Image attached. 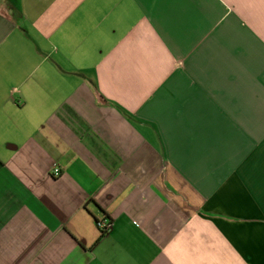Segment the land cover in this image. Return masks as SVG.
I'll use <instances>...</instances> for the list:
<instances>
[{
	"label": "crops",
	"instance_id": "obj_1",
	"mask_svg": "<svg viewBox=\"0 0 264 264\" xmlns=\"http://www.w3.org/2000/svg\"><path fill=\"white\" fill-rule=\"evenodd\" d=\"M0 264H264V0H0Z\"/></svg>",
	"mask_w": 264,
	"mask_h": 264
},
{
	"label": "built area",
	"instance_id": "obj_2",
	"mask_svg": "<svg viewBox=\"0 0 264 264\" xmlns=\"http://www.w3.org/2000/svg\"><path fill=\"white\" fill-rule=\"evenodd\" d=\"M61 173V170L59 167H55L53 169V175L59 176ZM96 225L99 228L101 232H106L110 228V222L107 218H101L96 220Z\"/></svg>",
	"mask_w": 264,
	"mask_h": 264
},
{
	"label": "trees",
	"instance_id": "obj_3",
	"mask_svg": "<svg viewBox=\"0 0 264 264\" xmlns=\"http://www.w3.org/2000/svg\"><path fill=\"white\" fill-rule=\"evenodd\" d=\"M117 108H118L123 114H125L126 116H129V114H128L126 111H124L122 108H120V107H118V106H117ZM102 233H104V232H102Z\"/></svg>",
	"mask_w": 264,
	"mask_h": 264
}]
</instances>
